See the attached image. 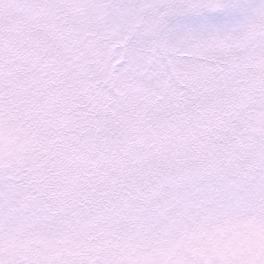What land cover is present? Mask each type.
Returning a JSON list of instances; mask_svg holds the SVG:
<instances>
[{
  "label": "snow or ice",
  "instance_id": "obj_1",
  "mask_svg": "<svg viewBox=\"0 0 264 264\" xmlns=\"http://www.w3.org/2000/svg\"><path fill=\"white\" fill-rule=\"evenodd\" d=\"M0 264H264V0H0Z\"/></svg>",
  "mask_w": 264,
  "mask_h": 264
}]
</instances>
